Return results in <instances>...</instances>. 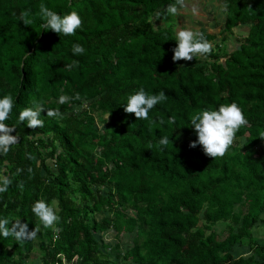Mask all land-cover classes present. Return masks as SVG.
I'll return each instance as SVG.
<instances>
[{"label":"trees","instance_id":"1","mask_svg":"<svg viewBox=\"0 0 264 264\" xmlns=\"http://www.w3.org/2000/svg\"><path fill=\"white\" fill-rule=\"evenodd\" d=\"M175 2L0 0V98H13L5 123L20 138L0 153V187L8 181L0 220L36 232L20 240L0 234V264H24L35 247L39 264H264V242L254 240L264 225V0H223V32L248 28L240 50L211 47L174 62L176 35L151 19ZM41 4L61 16L78 12L81 28L70 36L45 31ZM74 44L83 55L73 54ZM141 88L167 95L147 120L124 111ZM61 95L69 102L60 104ZM231 102L248 123L227 153L211 158L189 147L197 139L191 117ZM36 105L43 127L18 122ZM48 109L62 116L48 117ZM93 112L108 115L101 129ZM38 200L58 216L52 227L32 212ZM219 222L227 223L221 232L213 229ZM111 232L135 234L122 255L118 241L109 246ZM245 241L250 253L242 256L236 250Z\"/></svg>","mask_w":264,"mask_h":264},{"label":"clouds","instance_id":"2","mask_svg":"<svg viewBox=\"0 0 264 264\" xmlns=\"http://www.w3.org/2000/svg\"><path fill=\"white\" fill-rule=\"evenodd\" d=\"M177 3H181V0H177ZM224 7L226 9V5ZM168 11L173 14L176 13V6L170 5ZM29 15L28 11L20 14V18L26 26H30L33 22ZM38 15L43 20L42 27L45 31L52 30L59 35H74L83 23L78 12L72 11L61 16L49 9L45 4L39 6ZM211 47L203 33L195 32L191 29H181L176 33V47L173 49L172 59L174 62L180 60L192 61L198 55L208 54L211 51ZM72 51L74 55H83L85 49L80 44H74ZM76 66H78V61H73L72 64L66 67L71 70ZM76 98H79L78 94ZM69 99L68 96L61 95L59 103L65 104L69 102ZM166 99L167 95L164 91L149 95L141 88L127 97L124 111L128 114H134L137 120H147L150 110L158 103L166 101ZM13 106L14 102L11 95H4L3 98H0V153L3 154H7L10 147L18 143L20 139L19 136L11 134L16 128L14 126L10 127L5 123L10 117ZM43 111L42 105L24 108L19 113L18 122L27 121V127L31 129L43 127L44 122L40 119ZM46 114L48 117L62 116L59 109H48ZM170 122L175 123V118H170ZM247 123L248 121L242 109L235 102L222 104L218 110L203 109L191 117V125L196 132L197 139L192 141L189 147L195 148L200 145L206 156L211 158L223 157L232 146L238 130L247 125ZM261 138H264V134H261ZM159 144L166 147L169 144V138L166 136L162 137L159 140ZM7 184L8 181L4 180L5 187H0V192L6 190ZM32 212L45 228L52 227L59 219L54 209L43 200H38L34 203ZM7 223V220H0V234L4 237L14 235L17 240H20L25 235L31 237L36 235L35 230L28 231L26 224L22 225L17 231L15 229L9 230L6 227Z\"/></svg>","mask_w":264,"mask_h":264},{"label":"rangeland","instance_id":"3","mask_svg":"<svg viewBox=\"0 0 264 264\" xmlns=\"http://www.w3.org/2000/svg\"><path fill=\"white\" fill-rule=\"evenodd\" d=\"M173 5H175L177 9L174 14L168 11L169 6L164 7L155 13L151 19L154 27H170L175 35L181 29H191L195 32L213 35L214 40L210 43L212 48L218 47L220 50L222 49L228 54L235 50L237 45L243 43L248 31L247 26H240L233 28L229 32H223L225 20L223 0H181V3H177L176 0ZM218 44L221 45V47H219ZM223 60L224 58H221L219 61L221 62ZM208 62L210 61L208 60ZM92 116L95 119L96 125L100 129L108 122V115L106 114L93 112ZM239 141L238 144L241 143V141ZM239 209H241V207L237 205L236 210ZM242 212H244V208L242 209ZM203 224V220L200 219L198 226H202ZM226 225V222H219L217 225H214L213 229L217 232H221L225 229ZM254 231H256V229H254ZM259 236H261V239L255 237V240L264 242V233H261L260 235L258 234V237ZM134 238L135 234L122 235L115 238L114 233L111 232L110 237H108V241L110 242L109 246L113 247L116 241H118V251L120 255H122L124 251L132 245ZM244 243L246 248H249L248 250H250V244L247 241ZM110 253L112 256L116 254L114 251ZM36 260H39V251L37 247H35L34 251L24 264H39L36 263Z\"/></svg>","mask_w":264,"mask_h":264},{"label":"crops","instance_id":"4","mask_svg":"<svg viewBox=\"0 0 264 264\" xmlns=\"http://www.w3.org/2000/svg\"><path fill=\"white\" fill-rule=\"evenodd\" d=\"M259 232H258V231ZM261 233H264V225H260L256 228V231H254V240H255V237H257L258 239L260 238L261 239V236L258 237V234L260 235ZM260 244H263V241L262 242H259ZM249 248H246V245L245 243L242 244V246L240 248H238L236 250V253L237 254H242V256H245L246 254H249L250 253V250H248Z\"/></svg>","mask_w":264,"mask_h":264},{"label":"water","instance_id":"5","mask_svg":"<svg viewBox=\"0 0 264 264\" xmlns=\"http://www.w3.org/2000/svg\"><path fill=\"white\" fill-rule=\"evenodd\" d=\"M236 50H240V45H237L236 46Z\"/></svg>","mask_w":264,"mask_h":264}]
</instances>
